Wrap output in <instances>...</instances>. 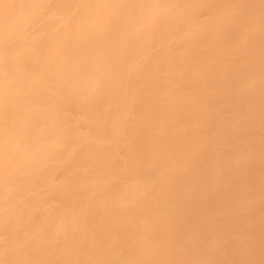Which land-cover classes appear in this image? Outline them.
Wrapping results in <instances>:
<instances>
[{
    "label": "bare ground",
    "instance_id": "6f19581e",
    "mask_svg": "<svg viewBox=\"0 0 264 264\" xmlns=\"http://www.w3.org/2000/svg\"><path fill=\"white\" fill-rule=\"evenodd\" d=\"M0 264H264V0H0Z\"/></svg>",
    "mask_w": 264,
    "mask_h": 264
}]
</instances>
